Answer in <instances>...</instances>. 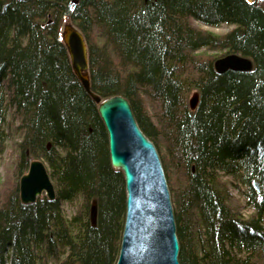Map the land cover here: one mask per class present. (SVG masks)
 <instances>
[{
	"label": "trees",
	"instance_id": "obj_1",
	"mask_svg": "<svg viewBox=\"0 0 264 264\" xmlns=\"http://www.w3.org/2000/svg\"><path fill=\"white\" fill-rule=\"evenodd\" d=\"M66 19L88 44L92 91L126 98L165 153L179 263L264 264V6L245 0H0V157L11 111L23 134L18 169L43 159L56 193L23 204L18 184H0V264L118 260L124 178L111 166L97 105L71 67L61 39ZM194 22L233 29L216 35ZM211 51L250 57L254 69L219 74ZM238 185L253 211L247 218L233 197ZM79 199L66 216L63 204Z\"/></svg>",
	"mask_w": 264,
	"mask_h": 264
},
{
	"label": "water",
	"instance_id": "obj_2",
	"mask_svg": "<svg viewBox=\"0 0 264 264\" xmlns=\"http://www.w3.org/2000/svg\"><path fill=\"white\" fill-rule=\"evenodd\" d=\"M254 4L255 0H245ZM78 0H73L77 4ZM71 67L86 93L97 105L107 132L111 166L124 177L126 215L116 264H180L174 209L160 155L140 129L129 101L123 96L102 99L91 89L89 49L83 32L72 24L61 29ZM217 73L250 72L254 61L240 54H228L214 62ZM195 104V102H193ZM50 147V145H48ZM261 194L260 183L252 181ZM20 200L31 204L43 195L55 199V188L45 162L35 159L20 180ZM90 221L97 224L98 203L90 206Z\"/></svg>",
	"mask_w": 264,
	"mask_h": 264
},
{
	"label": "rangeland",
	"instance_id": "obj_3",
	"mask_svg": "<svg viewBox=\"0 0 264 264\" xmlns=\"http://www.w3.org/2000/svg\"><path fill=\"white\" fill-rule=\"evenodd\" d=\"M255 1L264 6V0H255ZM65 24H72V22L70 21V19H66L63 22L61 29ZM195 25L197 27L201 28L202 30H204L205 32L211 31L216 35H225L233 29V27L230 25H222V26L217 27V28L208 27V26H205L199 22H196ZM208 54L211 56H214L216 58L215 59V61H216L219 58L227 56L228 51H211ZM193 94H194V92L189 94L188 100H190L192 98V96H194ZM10 115H11V111H9V114L7 117V120H8L7 123L9 122V127H8L9 136H8V140L6 143L5 151L0 157V184H1V186H4V185L15 186L16 184H18L20 186V180H21L22 176L28 172L29 166L26 169L22 170L21 172H20V169H18V164H19V161L21 160V158H20L21 157V149L19 147V143H21V141H22V135L23 134L19 130L18 131L16 130V127L18 126L19 121L17 119L14 120L12 118V115L11 116ZM159 153H160L162 161L165 163V153L161 150L159 151ZM33 160L34 159L32 157L29 158V165H30V162ZM40 160L45 162L43 159H40ZM45 165L47 166L46 163H45ZM169 171H167L168 177L167 176L166 177L169 179V182L172 185L173 181L171 180L170 177H173L174 173L170 169H169ZM121 174H122V172H121ZM223 180H226V179L223 178ZM53 185L55 188L54 183H53ZM238 187L240 188L241 191H239V193L234 191L233 197H235V200L237 201V206L240 210L241 215L244 216L245 218L250 217L253 214V211H252V209L248 208V204H247V200H246V196H245L246 188L244 185H238ZM81 203H82V201L80 199L77 201H74L72 203H64L63 209L66 213V216L72 217L76 213L77 208L80 206Z\"/></svg>",
	"mask_w": 264,
	"mask_h": 264
},
{
	"label": "bare ground",
	"instance_id": "obj_4",
	"mask_svg": "<svg viewBox=\"0 0 264 264\" xmlns=\"http://www.w3.org/2000/svg\"><path fill=\"white\" fill-rule=\"evenodd\" d=\"M19 193H20V190H19ZM179 244H180V242H179ZM180 250H181V247H180Z\"/></svg>",
	"mask_w": 264,
	"mask_h": 264
}]
</instances>
